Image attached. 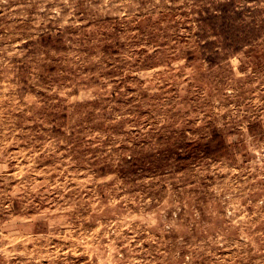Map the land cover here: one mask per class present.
Segmentation results:
<instances>
[{
    "label": "rangeland",
    "instance_id": "rangeland-1",
    "mask_svg": "<svg viewBox=\"0 0 264 264\" xmlns=\"http://www.w3.org/2000/svg\"><path fill=\"white\" fill-rule=\"evenodd\" d=\"M0 264H264V0H0Z\"/></svg>",
    "mask_w": 264,
    "mask_h": 264
},
{
    "label": "trees",
    "instance_id": "trees-1",
    "mask_svg": "<svg viewBox=\"0 0 264 264\" xmlns=\"http://www.w3.org/2000/svg\"><path fill=\"white\" fill-rule=\"evenodd\" d=\"M228 11H229V10H228L227 7H225V6L219 8V12H220V13L223 12V13H222L223 15H224L226 12H228ZM220 13H219V14H220ZM212 16L219 17V15L217 16L216 14H213ZM221 16H222V15H221ZM224 16H225V15H224ZM224 16H223V17H224Z\"/></svg>",
    "mask_w": 264,
    "mask_h": 264
}]
</instances>
